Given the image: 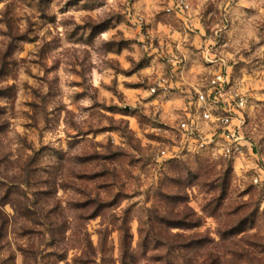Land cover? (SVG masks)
Returning <instances> with one entry per match:
<instances>
[{
	"label": "rangeland",
	"instance_id": "obj_1",
	"mask_svg": "<svg viewBox=\"0 0 264 264\" xmlns=\"http://www.w3.org/2000/svg\"><path fill=\"white\" fill-rule=\"evenodd\" d=\"M0 264H264V0H0Z\"/></svg>",
	"mask_w": 264,
	"mask_h": 264
},
{
	"label": "built area",
	"instance_id": "obj_2",
	"mask_svg": "<svg viewBox=\"0 0 264 264\" xmlns=\"http://www.w3.org/2000/svg\"><path fill=\"white\" fill-rule=\"evenodd\" d=\"M184 5L183 2L178 3V6L182 9ZM228 83L229 79L226 78L223 73L215 74L210 80L209 87L198 92L196 111L199 117L209 121L212 125H215L216 128L222 129L220 134L228 139L226 150L227 152H231L240 149L241 145V125L235 122V120L239 119L237 111L243 106L244 97L239 96V93L233 91L234 89L232 87L226 89ZM155 90L156 87H153V91ZM224 95H226V97H224ZM228 101L230 107L225 103ZM231 105L233 106L231 107ZM188 114V119H182L180 125L184 130L192 133L196 128L194 123L195 119L191 118V110ZM256 180H258V178H256Z\"/></svg>",
	"mask_w": 264,
	"mask_h": 264
}]
</instances>
